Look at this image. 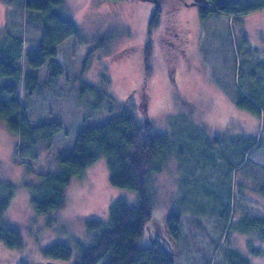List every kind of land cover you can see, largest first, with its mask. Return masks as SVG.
<instances>
[{"label":"rangeland","instance_id":"1","mask_svg":"<svg viewBox=\"0 0 264 264\" xmlns=\"http://www.w3.org/2000/svg\"><path fill=\"white\" fill-rule=\"evenodd\" d=\"M61 3L62 14L77 26L76 34L56 45L55 57L64 72L49 88L23 100L29 123L60 128L50 145L37 142V158L20 157L18 134L0 119V184L11 188L4 216L23 241L15 248L0 242V264H37L40 259L74 264L82 247L94 239L87 221L106 222L110 206L120 198L138 204L135 190L109 182L104 155L69 181L61 208L41 214L31 202L38 174L59 169V159L71 154L79 130L88 122L104 124L124 109L141 121L150 120L154 132L169 138L170 148L163 171L149 185L152 216L136 244L157 241L174 256L173 264H241L245 257L249 264H264V242L255 239L261 252L253 253L246 241L249 234L229 229L217 248L211 242L223 234L212 219L221 222L227 206L233 222L260 213L262 198L255 185L257 176L264 177V7L235 17L219 12L201 17L197 6L207 7L205 0ZM156 9L159 24L149 36ZM22 10L18 0H0V35L8 23L26 40V48L34 47L42 37L41 15ZM148 41L152 48L146 73ZM49 60L36 71L40 79L46 78ZM20 63L24 72L32 70L24 59ZM13 80L1 76L0 84ZM253 137L259 146L245 155L242 167L229 171L224 150L235 151L236 142L243 145ZM213 138L217 147L211 151L206 145ZM175 212L187 224L199 220L209 234L185 228L181 237L173 236L166 219ZM58 241L72 249L68 259L44 254L43 249Z\"/></svg>","mask_w":264,"mask_h":264},{"label":"trees","instance_id":"2","mask_svg":"<svg viewBox=\"0 0 264 264\" xmlns=\"http://www.w3.org/2000/svg\"><path fill=\"white\" fill-rule=\"evenodd\" d=\"M2 1L11 4L14 2V0ZM61 1L18 0L19 7L24 9L21 12L27 9L40 12L42 37L34 47L26 48V40L19 32L8 26V23L5 24V29L0 35V77L11 76L14 79L0 84V119L6 122L10 130L18 134L17 155L20 157L37 158V142L43 139L50 145L54 134L60 128V125L55 123L37 125L29 123L23 100L30 95L40 94L42 89L49 88L50 84L57 81L64 72V68L55 57L56 45L71 34H76L77 26L70 17L62 14ZM205 2L208 3L207 7L201 4L197 6L201 17L212 12L235 17L240 13L264 7V0H205ZM159 12L157 10L150 17L147 31L149 36L153 33L155 25L159 24L157 20ZM168 23L173 27V20ZM149 43L148 41L145 47L146 73L150 70L148 60L152 45L147 46ZM50 57L52 58L49 60ZM21 59H24V64L32 70L24 72L20 63ZM47 60H49L48 73L46 78L40 79L36 71ZM90 86L82 83V87L91 88ZM20 88L23 93H19ZM251 106L255 111L259 110L256 103L252 102ZM151 125L150 120L141 121L127 109L104 124L92 125L88 122L79 130L71 154L59 159V169L38 174L39 183L31 202L33 208L41 214L61 208L65 202L64 190L69 181L73 177L82 175L86 167L102 155L107 157L109 182L117 187L131 188L138 193L137 205L129 204L125 198H120L110 206L109 218L106 222L96 219L87 221L86 227L95 231L92 235L94 239L90 244L82 247L79 261L74 264H95L102 257L106 258L103 264H173L174 256L162 249L157 241L153 245L138 246L136 244L137 239L143 234L145 223L152 216L149 185L155 175L163 171L170 150L169 138L163 133L154 132ZM257 140V137H253L251 141H244L243 145L236 142L235 151L224 150L228 158L225 167L229 171L242 167L245 155L259 146ZM214 141L216 142L215 138L209 140L206 145L211 151L217 147ZM257 177L258 182L255 186H259L257 191L262 198L258 200L257 205L260 213L243 215L238 221L233 222L229 220L227 206L221 222L216 221L215 217L212 219L213 225L223 233L219 242L211 239L214 249L215 246L218 247L223 235L227 237L228 230L234 229L251 235L246 240L248 247H251H249L250 251L255 254L261 252V248L255 245L254 240L264 242V177ZM10 189L9 185L0 184V242L15 248L21 247L23 241L20 231L12 227L10 221L4 216L11 199ZM181 216V213L175 212L166 219L168 231L173 236L181 237L185 228H188L192 234L200 230L204 234H209V228L199 220L195 224L191 222L187 224L181 221ZM43 250L46 256L62 259H68L72 253L69 244L63 241L51 244ZM244 261L240 263L249 264L248 258L245 257ZM37 264L66 263L46 262L40 259Z\"/></svg>","mask_w":264,"mask_h":264},{"label":"crops","instance_id":"3","mask_svg":"<svg viewBox=\"0 0 264 264\" xmlns=\"http://www.w3.org/2000/svg\"><path fill=\"white\" fill-rule=\"evenodd\" d=\"M176 80V79H175Z\"/></svg>","mask_w":264,"mask_h":264}]
</instances>
